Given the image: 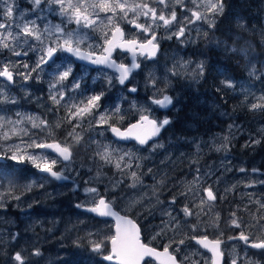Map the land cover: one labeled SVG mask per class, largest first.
<instances>
[{
    "label": "snow or ice",
    "instance_id": "obj_1",
    "mask_svg": "<svg viewBox=\"0 0 264 264\" xmlns=\"http://www.w3.org/2000/svg\"><path fill=\"white\" fill-rule=\"evenodd\" d=\"M0 3L4 4L0 9V162H13L0 164V209L9 201L19 202L16 207L21 211L41 203L23 198L34 187L44 188L43 182L30 180L21 186L8 179L22 172L19 166L31 165L43 174L41 181H61L69 192L83 194L74 207L91 214V219L99 218L107 231H89L72 244L106 264H259L248 250L264 255V199L253 200L249 194L255 211L248 205L232 209L225 224L235 234L225 236L221 214L212 211L217 200L224 199L214 190L220 176L211 166L201 171L203 150L198 143L196 157L190 160L194 166L191 180L173 179L167 173L157 179L146 165L165 148L161 133L173 121L167 114L158 118L155 112L176 109L179 98L174 81L187 78L199 84L205 79V60H185L178 53L171 57L170 67L167 62L161 66L157 76L156 65L161 59L167 61L162 42L174 40L178 46H188L203 41L213 49L223 44L225 51L247 59L249 81L264 85V61L258 68L253 60L259 57L249 59L248 48L216 40L219 25L226 19V0H30L28 10L19 8L15 0ZM236 24L247 30L242 17ZM193 55L206 56L207 52L196 49ZM149 62L152 67L145 71ZM92 71L95 76L90 75ZM218 72L223 79L216 93L239 91L243 97L239 107L264 120V87L253 91V83H240L226 69ZM113 89L119 91L110 98ZM142 90L149 93L146 103L138 102ZM32 103L43 114L19 110ZM241 131L233 120L228 134L212 148L227 157ZM256 146H264V125L249 133L242 145ZM81 153L91 166L78 162ZM251 173L261 170L252 168ZM145 176L155 183L145 185ZM257 185L264 186V179L245 184L248 188ZM144 188L147 191L141 192ZM235 188L232 185L225 193ZM165 190L169 195L161 200ZM157 210L158 225L150 229L142 224ZM238 213L247 214L248 219ZM19 235L12 234L11 239ZM3 244L0 238V255ZM237 244L243 246V257L236 251ZM229 248L232 251L226 255ZM41 255L39 247L30 252L22 249L9 256L6 264H29L30 257Z\"/></svg>",
    "mask_w": 264,
    "mask_h": 264
},
{
    "label": "rangeland",
    "instance_id": "obj_2",
    "mask_svg": "<svg viewBox=\"0 0 264 264\" xmlns=\"http://www.w3.org/2000/svg\"><path fill=\"white\" fill-rule=\"evenodd\" d=\"M15 3L21 9L28 10L30 8V0H15ZM3 7L4 4L0 3V9H2ZM55 22H59L58 19ZM234 28H237V24L234 26ZM262 34H264V29L261 33V38L264 42V35ZM193 35H195V33H193ZM199 46V41H197L196 44L188 46H178L174 40L162 42L161 47L162 50H164L165 52V57L167 58V61L165 59H161L160 64L156 65L157 76L161 75V66H163L166 62L168 63L169 67L171 66V57L177 53L178 57H183L185 60L191 58L195 62V57H193L192 52L195 48ZM198 58L200 60H205L204 56H199ZM238 66L239 64L233 63V69L231 70H238ZM191 70L192 69L189 68V71ZM77 71H79V68H77ZM90 75L95 76L96 72L92 71ZM202 81L203 80H201L199 84H201ZM256 82L257 81L253 83L255 85L253 87V91H257L259 88L264 87V85H260L259 87H257ZM89 83H91L90 80ZM177 84H179V86H177ZM188 84L197 85L196 83H192L187 78L181 79L179 80V82L174 81L176 91L179 88H182V90L178 92L179 102L180 100H185L182 98V96L186 93V89L183 88H188ZM44 87H46V85H44ZM33 91H36V89H33ZM118 91V89H113L112 92L108 93V96L110 95L112 96V98H114L115 94ZM14 92L16 95H20L18 91L14 90ZM140 93L142 94L141 98L143 100H139L138 102L146 103L144 97L149 95V93H146L144 91ZM235 93L238 94L239 91ZM36 94L44 95L43 92H36ZM239 99L242 100L243 98L239 97ZM214 106L212 105L210 107L211 111L218 113L217 104H215ZM183 109L185 108L182 107L181 103H178L176 109L171 110L172 112L168 111V113H160L159 110L155 112V115L158 118H163L165 114H167L169 118L173 114H175V116H178L180 114V116L178 118H172L173 124L168 129L169 131H167L163 137L162 142L165 144V148L159 150L158 153L155 154L150 161H146V165L147 167L153 168L154 173H156L157 179H159L160 176L164 175V173H167L173 179L177 177H183L187 180H191L192 174L190 168L194 166L190 165V160L196 157L195 144L198 143L201 149L203 150L199 156V167L201 168V171L203 172L208 166H211L213 169L218 170L217 175L220 176L219 183L217 185H214V190H218V195L224 196V199H218L216 202V206L212 209V211L213 213L219 212L221 214L220 227L221 230L225 232V236L230 235L231 233L234 234V232L229 230L225 224L229 212L234 209L237 205H239L241 208L245 205H248L252 209V211H255L257 206L255 204H249V194H251V198L253 200L264 199V186L257 185L254 188H248L245 186V184L251 179H264V176L258 173H251V169H259L260 164L249 165L247 162L240 160V156L237 157V154H234L233 150L234 148H236V146H233V143L241 141L244 144L248 139V134L254 132V130L260 127L261 125H264V121H261L259 116L253 117L252 115V118L249 122L245 124L236 123L241 126L242 131L237 135L236 139L232 141L231 152L227 154V157H225V154L223 152H216L212 148V145L213 143L218 145L220 143V138L228 134V125L226 127L222 126L221 131L213 132L211 135L208 136L205 133V126L209 125L208 118H205L204 114L198 115L196 121L199 122V119H201L203 123L202 125H196L195 127H193L189 123V119L190 117L191 119H195V117L197 116L191 114L190 117L186 118L185 121L182 122L181 119L183 118ZM19 110L43 114V109L38 107L35 103L29 104L25 108ZM221 112L225 113L223 111ZM49 119H51V116H49ZM219 120L220 122H225L226 120H229V115L220 114ZM248 124L251 125L249 126ZM197 126L202 130V135H197ZM260 148H263V146H256L255 148L242 147V150L248 151L249 153L253 154L258 153V149ZM145 155H147V153H145ZM168 157H170V159ZM222 160L225 161V165L223 167L221 166ZM161 161H163V163H161ZM228 161H231V163L228 164ZM7 162L10 164L13 163L11 161ZM78 162H85L88 166H91V161L87 160V156L85 153L80 154V156L78 157ZM25 166H29L31 168V170H29L31 172H35V174L27 177V180L24 182L13 180L11 181L21 186L26 184L30 180H36L37 183L43 182L44 188L34 187L33 191L27 193L23 198L25 202L30 199H38L41 203L34 205V208L31 210L21 211L20 208L16 207V204L19 202L9 201L8 206L6 208L0 209V238L4 240V244L2 246V251L4 254L0 255V260H2L0 264H6L9 258L8 252L14 253L15 251H21L22 249H24L26 252H30L33 247H39L42 252V255L39 257H30L29 264H52V262L54 261L53 258L45 257V262H42V256H44V248L51 242H57L56 237L61 236L67 238L68 244L73 246L75 249L80 251L84 250L88 252L86 248L75 247L72 244V241L75 240L77 236L85 237L86 233L89 231H107L106 225L104 223L91 219L85 214H82L79 209H76L74 207L75 203H78L83 200L84 197L82 193L73 194L69 192L67 188L62 187V184H59L55 181L53 182L48 179L41 181L42 176L38 174V171L36 169H34L31 165ZM225 167L231 168V171H225ZM239 167H244L248 169V173H241L237 171L236 169ZM109 175L111 176L112 173H109ZM213 179H215V177H213ZM144 180L145 185H152L155 183V181L149 176H145ZM232 185H236V188L232 191L225 193V189L231 188ZM140 191H147V188L140 189ZM168 195L169 193L165 190L160 196V199L165 200ZM67 196L71 198V202H68L63 206L59 205L58 203H54L60 198H65ZM196 202H198V199ZM121 204L122 202L118 199L117 205L120 206ZM159 208L160 206L157 205V209ZM220 209H222V211L225 210V216L222 215ZM117 210H119V207L117 208ZM57 212H64V217L62 218L60 215L56 216ZM238 214L244 216L245 219H248L247 214ZM160 219V211L157 210L156 215L154 217L148 216L146 220L142 221V224H148L149 228L151 229L160 223ZM53 220L58 222L55 224V226L53 225ZM78 221H83V223H78ZM49 229H51V231H49ZM15 233H20V235L16 238V240H12L11 236ZM55 233H59L61 236L55 237ZM58 244L63 243L58 242ZM65 246V244L61 246H55V254L59 256V259L65 257V253L63 251L65 249ZM188 251H192L191 246H189ZM88 253L91 258H97L99 260L101 259L95 254H92L90 252Z\"/></svg>",
    "mask_w": 264,
    "mask_h": 264
},
{
    "label": "trees",
    "instance_id": "obj_3",
    "mask_svg": "<svg viewBox=\"0 0 264 264\" xmlns=\"http://www.w3.org/2000/svg\"><path fill=\"white\" fill-rule=\"evenodd\" d=\"M229 7L226 9V19L223 23L219 25V31L216 32V40L218 41H227V44L231 47H240V48H248L249 49V59L252 55L259 57V60H253V63L256 66L260 67V62L264 61V42L261 38V33L264 29V0H226ZM242 17L243 22L246 25V29L241 28H234L236 25V19ZM228 33L231 35V39L228 38ZM173 47V46H172ZM205 51L207 52L206 61L208 66L206 67V80L203 83L205 90L210 89L214 90V92H208L209 95L202 94L199 100H196L193 95H188L185 99L184 108L182 110L183 118L181 119L182 122L185 121L186 118L190 117L191 114L195 117V119H189V123L195 127L196 125H202V120L199 119L197 122L198 115L204 114L205 118H208L209 125L205 126L206 131L205 133L209 136L213 132L221 131L222 126L226 127L230 123H247L251 120L252 114L244 110L243 108L239 107L241 103V99L243 98L240 93H233L231 91H225L220 94H217L215 88L219 86V80L223 79V77L219 76L218 70H228V72L236 77L240 83H255V81H249L247 76V59H241L233 55L229 51H225V47L222 44L218 49H213L211 45L205 47ZM230 54V56H229ZM193 57L198 58L199 56L193 55ZM199 59V58H198ZM233 63L239 64L238 70H231L233 69ZM214 68L216 70H214ZM261 84L259 81L256 82V86L259 87ZM215 93V95H211ZM238 95V96H236ZM227 100V104L223 103V100ZM111 98V97H110ZM216 98L218 99L219 106L218 113L212 112L210 107L215 104L212 103V100ZM237 108V111L233 113V107ZM215 107V106H214ZM229 113V120L225 122H220L219 115L222 112ZM264 121V120H261ZM249 126L251 124H248ZM196 127L198 134L202 135V130L199 127ZM169 131V130H168ZM202 133V134H201ZM243 142H235L233 146L234 154H237V157L240 156V160L247 162L249 165H253L254 161L260 159V162L257 164L259 165V169L264 172V146L263 148L258 149V153H249L248 151L242 150ZM22 172H19L15 175H11L8 179H16L21 180V182L26 181L27 177L35 174V172H31V168L29 166H21ZM30 169V170H29ZM71 198L69 196L65 198H60L58 201L54 203H58L59 205L63 206L68 202H71ZM60 215L62 218L64 217V212H57L56 216ZM56 236H61L59 233H55ZM57 242L65 244V249L63 250L65 253V257L62 259H57L59 261L54 260L52 264H105L101 259L91 258L88 252L82 250H77L67 242V238L56 237ZM43 242V241H41ZM63 244H48L44 248V256H42V262H45L46 254L45 252L50 249L52 257H54L55 253V246H61ZM13 252H8V256L12 255ZM47 258V257H46ZM2 260H0V263Z\"/></svg>",
    "mask_w": 264,
    "mask_h": 264
},
{
    "label": "flooded vegetation",
    "instance_id": "obj_4",
    "mask_svg": "<svg viewBox=\"0 0 264 264\" xmlns=\"http://www.w3.org/2000/svg\"><path fill=\"white\" fill-rule=\"evenodd\" d=\"M199 44H200V46L199 47H197V48H195L194 50H196V49H199V50H202V51H205V46H204V42L203 41H199ZM162 48V47H161ZM193 50V51H194ZM206 52V51H205ZM181 53V52H180ZM193 53V52H192ZM204 59H205V62H206V67L208 66V64H207V61H206V56H204ZM198 60V58H195V61H197ZM200 60V59H199ZM125 62H127V61H125ZM152 66H151V64H150V62H149V69H146L145 71H148V70H150V68H151ZM215 69V68H214ZM205 75H206V71H205ZM138 79H140L139 77H138ZM206 80V77H205V79L201 82V84H197V85H191V87L189 88H183V89H186L185 91H186V93L182 96V98L183 99H186L187 98V96L188 95H193L194 96V98L196 99V100H199L201 97L200 96H202V94H205V95H209L208 94V92H214V90H210V89H207V90H205V87L203 86V83H204V81ZM177 86H179V84H177ZM119 90V89H118ZM180 90H182V88H179L178 90H177V93L180 91ZM143 91V90H142ZM141 91V92H142ZM211 95H215V93H212V94H210V96ZM109 97H111L112 98V96H110L109 95ZM142 94L141 93H139V100H143L142 98ZM131 98H135V97H131ZM181 98V99H182ZM184 101L185 100H180V102L179 103H181V105H182V107H184V105H185V103H184ZM212 103L213 104H217V106H219L220 104H219V102H218V99H216V98H214L213 100H212ZM31 109H32V107H31ZM160 111V110H159ZM160 113H168V112H165V111H160ZM181 113V112H180ZM180 116V114L178 115V116H175V114H173L172 116H171V119L174 117V118H178ZM172 121H173V119H172ZM173 124V123H172ZM238 143V142H237ZM234 144V143H233ZM258 162H260V159H257V160H255L253 163L254 164H257ZM6 164H10V163H6ZM262 172V171H261ZM262 173H264V172H262ZM260 175H262V174H260ZM262 176H264V175H262ZM264 178V177H263ZM13 181H19V182H21V180H16V179H14ZM220 211H221V213H222V215L223 216H225L226 215V212H225V210H223L222 211V209H220ZM227 211H229V210H227ZM109 223H111V221H109ZM235 234V233H234ZM234 234H230V235H234ZM39 242H41V241H39ZM55 243H57L58 244V242H51V243H49V244H55ZM231 243H236V242H231ZM48 246V245H47ZM232 250H231V248H229L228 250H227V252H226V255L228 254V253H230ZM236 251H238L239 253H240V255L243 257L244 256V249H243V246L241 245V244H237V247H236ZM45 254H46V257L47 258H53L54 260H56V261H59V260H57L58 258H59V256L58 255H56L55 253H54V257H52V254H51V252H50V249H48L46 252H45ZM248 255L254 260V261H258L259 262V264H264V255H260L259 253H258V250H254V249H252V250H248Z\"/></svg>",
    "mask_w": 264,
    "mask_h": 264
},
{
    "label": "water",
    "instance_id": "obj_5",
    "mask_svg": "<svg viewBox=\"0 0 264 264\" xmlns=\"http://www.w3.org/2000/svg\"><path fill=\"white\" fill-rule=\"evenodd\" d=\"M161 111H165V110H161ZM165 132V131H164ZM164 132H162L161 133V136H163V134H164ZM3 162H5V161H2L1 163H3ZM39 173V172H38ZM41 176L43 175V174H41V173H39ZM258 174H260V173H258ZM51 181H55V180H51ZM55 182H57V183H59V184H63L64 182H61V181H55ZM81 211V210H80ZM84 214H86V215H88V216H91V214H88V213H84ZM96 220H98V221H100V219L98 218V219H96ZM109 221H111V220H109ZM104 262V261H103ZM105 264H106V262H104Z\"/></svg>",
    "mask_w": 264,
    "mask_h": 264
}]
</instances>
